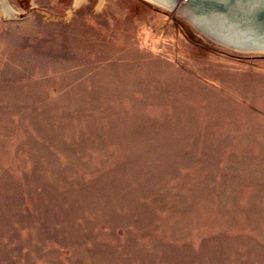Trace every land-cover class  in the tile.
Here are the masks:
<instances>
[{
	"label": "rangeland",
	"instance_id": "obj_1",
	"mask_svg": "<svg viewBox=\"0 0 264 264\" xmlns=\"http://www.w3.org/2000/svg\"><path fill=\"white\" fill-rule=\"evenodd\" d=\"M163 14L0 0V264H264V57Z\"/></svg>",
	"mask_w": 264,
	"mask_h": 264
},
{
	"label": "water",
	"instance_id": "obj_2",
	"mask_svg": "<svg viewBox=\"0 0 264 264\" xmlns=\"http://www.w3.org/2000/svg\"><path fill=\"white\" fill-rule=\"evenodd\" d=\"M196 41L237 57H264V0H140Z\"/></svg>",
	"mask_w": 264,
	"mask_h": 264
},
{
	"label": "bare ground",
	"instance_id": "obj_3",
	"mask_svg": "<svg viewBox=\"0 0 264 264\" xmlns=\"http://www.w3.org/2000/svg\"><path fill=\"white\" fill-rule=\"evenodd\" d=\"M77 1V3L78 2H81L82 0H76ZM6 3V2H5ZM1 5H3V4H1ZM7 5V4H6ZM3 8L6 10V6L5 5H3ZM152 8H154V7H152ZM155 9V8H154ZM159 11V10H158ZM160 12H162V11H160ZM6 13V12H5ZM163 13V12H162ZM163 15H168V14H166V13H164Z\"/></svg>",
	"mask_w": 264,
	"mask_h": 264
}]
</instances>
